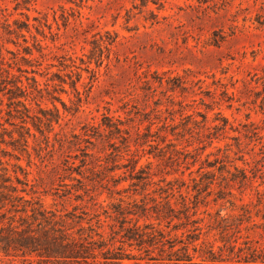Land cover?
Here are the masks:
<instances>
[{"label": "rangeland", "instance_id": "rangeland-1", "mask_svg": "<svg viewBox=\"0 0 264 264\" xmlns=\"http://www.w3.org/2000/svg\"><path fill=\"white\" fill-rule=\"evenodd\" d=\"M0 44V222L72 256L0 264H264V0H0Z\"/></svg>", "mask_w": 264, "mask_h": 264}, {"label": "trees", "instance_id": "trees-1", "mask_svg": "<svg viewBox=\"0 0 264 264\" xmlns=\"http://www.w3.org/2000/svg\"><path fill=\"white\" fill-rule=\"evenodd\" d=\"M2 51V46L0 44V54ZM17 199L22 200V196H17ZM33 211L35 210L32 209ZM38 210V214L42 215L45 221H49V217L45 216V210ZM21 211L27 212V208L24 207ZM36 212H33L32 216H34ZM37 219V218H36ZM21 220L26 222V218L21 217ZM14 220H11L8 226L1 224L0 222V248L4 251H9L11 248L14 250H24L27 249L30 252H38L39 256H47V257H72L67 251H69V245L71 242L67 241L64 235H54L49 237L48 242H41L38 237V233L40 228H20L19 226L13 225ZM42 222L38 225L40 226ZM5 230L7 232L5 233ZM52 230H55L52 228ZM57 231V230H55ZM76 244V243H72ZM77 257V256H76ZM107 258V257H106ZM121 264V263H120Z\"/></svg>", "mask_w": 264, "mask_h": 264}]
</instances>
